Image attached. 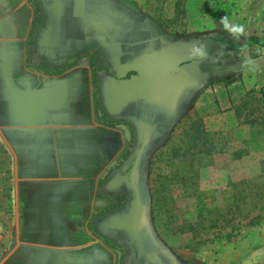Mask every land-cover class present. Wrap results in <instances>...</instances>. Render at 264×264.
I'll return each mask as SVG.
<instances>
[{"label":"rangeland","instance_id":"374dc122","mask_svg":"<svg viewBox=\"0 0 264 264\" xmlns=\"http://www.w3.org/2000/svg\"><path fill=\"white\" fill-rule=\"evenodd\" d=\"M260 2L256 0V4ZM245 5L250 1L133 0V10L140 13L134 18L140 20L138 25L153 21L163 29L165 42L176 40L167 54H173L182 68L168 76L176 95L166 109L164 97L158 96L162 92L156 88L149 90L156 99L107 89L113 107L125 106L129 111L125 115L124 110L115 109L112 114L117 120L111 123L118 128V140L119 122L128 118L133 125L124 126L131 132L127 137L132 144L129 152H134L131 158H143L130 163L128 196L123 200H130L128 207H114L110 218L105 217L108 212L103 205L93 211L86 205L81 210L78 205L90 203L92 197L98 202L103 195L100 191L94 196L63 194L68 184L62 179L15 177L20 173L13 171L0 140V264H173L174 252L180 251L201 256L202 264L204 259L205 264H264V218L256 219L254 225H246L249 219L241 218L228 223L230 209L240 206L253 211L257 201L254 187L242 189L235 184L258 176V183L264 182V46L250 41L257 37L264 44V14L251 7L246 17L242 15ZM93 9L101 14L100 32L104 34L110 22L108 12L114 6L106 0L94 4ZM146 16L152 21L144 19ZM223 17L243 26L251 18V23L236 40L221 22ZM139 32L134 29V69L127 76L136 84L152 86L137 67L144 46L140 41L148 43L152 32L147 28ZM108 33L111 45L101 43L102 63L112 58L110 49L124 45L119 42V32L112 29ZM192 41L212 45L207 60L214 69L220 61L225 62L221 56L227 54L229 76L221 80L218 73V78L200 90L196 67L201 60L189 56ZM252 54L258 55L252 58L259 65L256 72L241 67ZM112 61L119 63V68L122 60ZM111 93H116L115 98ZM180 93L183 100L176 97ZM138 149L142 153H136ZM234 198L239 201L233 202ZM215 210L221 215L218 228L211 227L214 215L209 211ZM257 214L254 209L249 218ZM93 216L101 218L99 230L110 226L115 249H105L96 237L101 242L95 243L88 229ZM192 222L203 228L189 230L186 225ZM164 237L174 238L176 246L164 249ZM82 243L86 244L84 252ZM232 250L238 252L235 259L229 256Z\"/></svg>","mask_w":264,"mask_h":264},{"label":"crops","instance_id":"0c3cea01","mask_svg":"<svg viewBox=\"0 0 264 264\" xmlns=\"http://www.w3.org/2000/svg\"><path fill=\"white\" fill-rule=\"evenodd\" d=\"M101 1L106 0H0V140L13 171L20 173L15 177L62 179L68 184L63 194L86 192L94 196L100 191L103 195L98 202L92 197L90 203L78 205L81 210L87 206L92 211L103 205L108 212L105 217L110 218L114 207H128L130 200H123L128 196L130 163L142 162L143 158L138 156L136 161L131 158L134 152H129L132 144L127 137L131 132L126 124H133L128 118L119 122L121 139L118 140V128L111 123L117 120L112 114L115 109L124 110L125 115L129 111L125 106L113 107L107 93L118 88L138 98L139 94L150 96L149 90L153 92L156 88L162 92L158 96L164 97L166 109L176 95L168 76L182 66L179 67L180 62L173 54H167L176 40L165 42L163 29L152 17L146 16L144 19L152 22L143 21L141 25L137 24L140 20L134 21L140 13L133 10V0H107L114 9L108 12L110 22L105 26L108 29L101 34V14L93 9ZM248 1L250 5L242 6V15L246 16L251 7L264 14V0L259 4L256 0ZM250 23L248 18L244 26ZM145 28L152 35L148 43L140 41L144 46L140 48L141 61L137 67L144 73L145 82L154 83L152 86H141L127 76L134 69V29L141 33ZM112 29L119 32V42L124 45L110 49L112 58L102 63L101 43L111 45L108 32ZM205 46L207 52H212L210 43ZM114 58L122 60L119 68V63L112 61ZM221 58L225 62L220 61L215 69L207 59L196 67L200 90L218 78V73L221 80L229 76L228 55ZM111 94L115 98L116 93ZM150 97L156 99L153 94ZM176 97L183 100L184 95L180 93ZM136 153H142L141 149ZM144 161L147 163L148 158ZM24 164L28 166H21ZM26 170L27 174L22 175ZM94 219L96 216L88 222V229L95 243L102 241L104 247L115 249L107 243L116 246L109 233L110 226L99 230L101 218L95 222ZM91 229L107 242L95 236ZM161 243L166 249L164 240ZM85 246L82 243L83 252ZM235 254L237 250H232L229 256L235 259ZM171 259L173 264H202L201 256L193 253L186 256L182 251L174 252Z\"/></svg>","mask_w":264,"mask_h":264},{"label":"trees","instance_id":"16d2710c","mask_svg":"<svg viewBox=\"0 0 264 264\" xmlns=\"http://www.w3.org/2000/svg\"><path fill=\"white\" fill-rule=\"evenodd\" d=\"M34 5L37 7V5L35 3H34ZM37 11H38V8H37ZM250 41H252L256 44L260 43V45L264 46V44H261L259 38H257V37H251ZM257 57H258V55H256V54L251 55V58H257ZM64 69L65 68L59 70L56 74H60ZM260 179H261V176H258L256 178L242 180V181L235 184L236 186H242V189L248 188L250 186L254 187L255 188L254 196L257 198V201H255L253 204V207H254L253 211H251L248 208H241L240 206H236V208L230 209L228 211V213H232V214H229V215H231V217H230V219H228V223L233 222V220H235L236 218H239V219L241 218V219H249V221L246 225H254V221L256 219L258 220V219L264 218V182L258 183ZM253 180H256L255 184H250ZM237 201H239V200L237 198H234L233 202L237 203ZM254 209H256L258 214L255 217L249 218L250 214L252 212H254ZM209 213H212L214 215L213 219H212L213 221H211V223L213 222L211 227L218 228V221L221 219V215L218 213L217 210L209 211ZM191 217H192V219H194V215ZM186 227H188V229L193 231V232H196V231L198 232L200 230V228H203V225L201 223H196V222L193 223L192 222V223L188 224V226L186 225ZM211 227H209V228H211ZM219 228H222V226H219ZM91 230L93 231L95 236H97L98 238L107 242V240H105L102 236H100L98 233H96L93 229H91ZM173 239L174 238H171V237H164V242H165L166 246L170 249H172L176 246L175 241ZM107 243L111 247L116 248L114 245L110 244L109 242H107Z\"/></svg>","mask_w":264,"mask_h":264},{"label":"clouds","instance_id":"9594fccd","mask_svg":"<svg viewBox=\"0 0 264 264\" xmlns=\"http://www.w3.org/2000/svg\"><path fill=\"white\" fill-rule=\"evenodd\" d=\"M228 18L223 17L221 22L224 23L225 29L229 32V35L234 39L239 40L241 36L245 35V29L242 24L228 23ZM247 45L244 46L246 48ZM244 49L242 48L241 51ZM189 56L196 60H204L208 58V52L206 46L200 41H192L189 45ZM241 67L246 71L256 72L259 65L250 56L243 60Z\"/></svg>","mask_w":264,"mask_h":264}]
</instances>
